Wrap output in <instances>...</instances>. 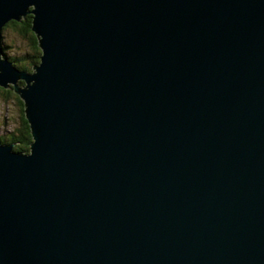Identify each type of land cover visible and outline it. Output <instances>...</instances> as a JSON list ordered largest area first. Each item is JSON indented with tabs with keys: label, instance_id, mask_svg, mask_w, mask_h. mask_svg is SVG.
Segmentation results:
<instances>
[{
	"label": "water",
	"instance_id": "1",
	"mask_svg": "<svg viewBox=\"0 0 264 264\" xmlns=\"http://www.w3.org/2000/svg\"><path fill=\"white\" fill-rule=\"evenodd\" d=\"M27 14L0 264H264V0H0V41Z\"/></svg>",
	"mask_w": 264,
	"mask_h": 264
},
{
	"label": "trees",
	"instance_id": "2",
	"mask_svg": "<svg viewBox=\"0 0 264 264\" xmlns=\"http://www.w3.org/2000/svg\"><path fill=\"white\" fill-rule=\"evenodd\" d=\"M7 25H11L12 27H17L19 29V32L25 36L27 39L30 40L29 46L32 49V53H27L23 56L20 57H10L8 56L6 52V48L4 49V55L9 57L11 61L15 64V66L21 68V69H27V70H32V66L35 63H38L40 61V56L42 53V50L40 46L38 45V38L34 31L31 28L32 25V14H27L21 21H16V20H10L6 23ZM3 44V42H2ZM4 47V45H3ZM26 59L27 62L25 65H20L19 62L20 60ZM0 92L3 93L6 98H9L11 95H15L16 98L18 99V104H19V120L11 131L9 133L7 132L6 135L2 136L0 135V139L3 142H10V143H15L14 148L18 151H25L29 152L30 151V144L32 142V133H31V128H30V123L28 119L25 116L24 113V102L23 100L18 96L17 93L12 88H7L5 89L4 87L0 86ZM10 96V97H11Z\"/></svg>",
	"mask_w": 264,
	"mask_h": 264
},
{
	"label": "rangeland",
	"instance_id": "3",
	"mask_svg": "<svg viewBox=\"0 0 264 264\" xmlns=\"http://www.w3.org/2000/svg\"><path fill=\"white\" fill-rule=\"evenodd\" d=\"M21 21V20H20ZM3 45L8 56L20 57L27 53H32L29 46L30 40L23 36L17 27L5 24L3 27ZM26 59L20 60V65H25ZM15 65V64H14ZM17 67V66H16ZM24 82V81H22ZM7 89V88H5ZM14 90V89H13ZM16 93V92H15ZM3 93L0 92V135L4 136L6 133L16 127L19 120V104L15 95H10L5 99ZM19 96V95H18Z\"/></svg>",
	"mask_w": 264,
	"mask_h": 264
},
{
	"label": "bare ground",
	"instance_id": "4",
	"mask_svg": "<svg viewBox=\"0 0 264 264\" xmlns=\"http://www.w3.org/2000/svg\"><path fill=\"white\" fill-rule=\"evenodd\" d=\"M2 41H3V32H2V38H1V41H0V44H1V47H2V49H3V54H4V47H3V44H2ZM9 58V57H8ZM17 68H19V67H17ZM19 69H21V68H19ZM13 89V88H12ZM1 140V139H0ZM3 142V141H2ZM4 143H10V142H4ZM14 145H15V143H14ZM13 150H16L15 148H14V146H13ZM18 151V150H17ZM30 152V151H29Z\"/></svg>",
	"mask_w": 264,
	"mask_h": 264
}]
</instances>
